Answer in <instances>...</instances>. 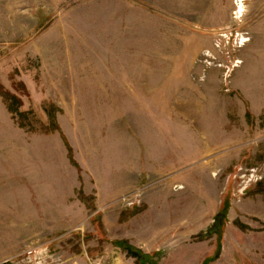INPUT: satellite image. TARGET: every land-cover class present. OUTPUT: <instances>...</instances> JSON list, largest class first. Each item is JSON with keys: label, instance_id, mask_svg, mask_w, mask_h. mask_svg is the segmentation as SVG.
Returning <instances> with one entry per match:
<instances>
[{"label": "rangeland", "instance_id": "1", "mask_svg": "<svg viewBox=\"0 0 264 264\" xmlns=\"http://www.w3.org/2000/svg\"><path fill=\"white\" fill-rule=\"evenodd\" d=\"M0 264H264V0H0Z\"/></svg>", "mask_w": 264, "mask_h": 264}, {"label": "trees", "instance_id": "2", "mask_svg": "<svg viewBox=\"0 0 264 264\" xmlns=\"http://www.w3.org/2000/svg\"><path fill=\"white\" fill-rule=\"evenodd\" d=\"M11 110V109H10Z\"/></svg>", "mask_w": 264, "mask_h": 264}]
</instances>
